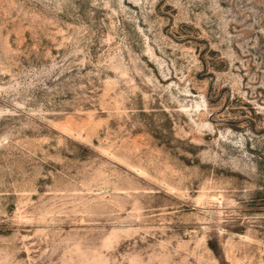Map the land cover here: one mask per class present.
<instances>
[{"label": "rangeland", "instance_id": "obj_1", "mask_svg": "<svg viewBox=\"0 0 264 264\" xmlns=\"http://www.w3.org/2000/svg\"><path fill=\"white\" fill-rule=\"evenodd\" d=\"M0 264H264V0H0Z\"/></svg>", "mask_w": 264, "mask_h": 264}]
</instances>
